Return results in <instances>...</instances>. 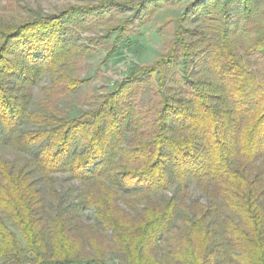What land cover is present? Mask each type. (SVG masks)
<instances>
[{
  "label": "trees",
  "instance_id": "1",
  "mask_svg": "<svg viewBox=\"0 0 264 264\" xmlns=\"http://www.w3.org/2000/svg\"><path fill=\"white\" fill-rule=\"evenodd\" d=\"M182 1H98L0 22V147L29 156H0V264H264V0H191L162 23L171 38L160 57L111 91L89 90L78 117L56 107L88 82L69 73L89 51L78 31L135 34ZM55 173L82 185L78 203L60 200Z\"/></svg>",
  "mask_w": 264,
  "mask_h": 264
},
{
  "label": "rangeland",
  "instance_id": "2",
  "mask_svg": "<svg viewBox=\"0 0 264 264\" xmlns=\"http://www.w3.org/2000/svg\"><path fill=\"white\" fill-rule=\"evenodd\" d=\"M98 1L122 3L123 0H11L13 11H7L9 0H0V22L17 23L24 17L47 16L58 13L72 6L95 5ZM138 3L140 0H131ZM191 0H185L159 10L151 21L139 32L126 36L110 33L108 25L99 26L87 31H78L77 43L89 47V51L84 58L78 62L77 70H70L69 73L81 80H88L77 91L63 95L56 99V107L69 118L78 117L89 111L92 106L84 99L85 94L91 90L95 96L111 91L114 86L126 79L130 71L137 66L147 65L160 57L165 52V42L171 36L164 31H160L162 23L173 18V21L183 13ZM122 14L117 17L118 21L129 17L133 9L128 5L122 8ZM172 21V20H171ZM174 26V25H173ZM50 76L45 75L31 88L28 109L35 111L40 109L39 102L44 97V88L50 86ZM36 129L31 123L23 124V131ZM0 156L10 160L15 165H22L28 162L29 156L2 144ZM34 177L38 182V187L45 193L46 186L42 182L40 175L30 166ZM55 188L60 196V200L66 204L78 203L82 197L83 187L74 180L68 173L52 174ZM191 197L199 198L201 202H206L205 196L192 183L189 184ZM175 187H170L166 192L157 196L170 197L174 194ZM48 204L55 208L56 204L48 199ZM85 221L92 222L91 210L81 211ZM7 225L16 232L18 238L21 236L17 227L10 221ZM30 264V263H26ZM105 264H119L117 259L110 257Z\"/></svg>",
  "mask_w": 264,
  "mask_h": 264
}]
</instances>
